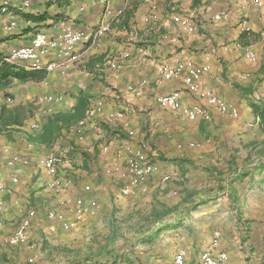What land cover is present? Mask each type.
I'll return each instance as SVG.
<instances>
[{
	"label": "crops",
	"instance_id": "crops-1",
	"mask_svg": "<svg viewBox=\"0 0 264 264\" xmlns=\"http://www.w3.org/2000/svg\"><path fill=\"white\" fill-rule=\"evenodd\" d=\"M7 1L9 12L0 11L1 54L31 45L38 33L53 36L66 24L89 32L103 23L110 28L77 46L78 63L33 72L24 63L5 62L34 77L9 74L0 80V146L7 144L28 160L9 167L0 156V181L7 186L0 191V264H173L179 250L186 251L188 264H199L206 250L226 251L224 264H264V122L252 107L264 103V5ZM10 19L17 22L13 28L7 27ZM247 49L256 53L255 60L246 56ZM177 60L209 66L203 84L236 105L239 115L222 113L188 91L182 78L161 79L157 64ZM174 88L183 91V106L198 103L207 113L190 119L157 102ZM81 92L89 94L87 111H92L83 126L79 121L50 139L35 137L50 116L71 110ZM42 109V119L20 114ZM117 111L124 117L110 116ZM33 122L40 130L26 131ZM140 142H147L159 172L124 196L127 158ZM50 154L65 157L58 173L64 188L50 187L51 177L39 164ZM110 165L120 168L107 173ZM13 174L19 182L12 181ZM77 198L89 205L97 201V208L75 227L63 229L47 217L48 209L71 214ZM30 208L37 209L29 235L38 247L6 244ZM216 231L221 235L213 245Z\"/></svg>",
	"mask_w": 264,
	"mask_h": 264
},
{
	"label": "built area",
	"instance_id": "built-area-1",
	"mask_svg": "<svg viewBox=\"0 0 264 264\" xmlns=\"http://www.w3.org/2000/svg\"><path fill=\"white\" fill-rule=\"evenodd\" d=\"M258 5H264V0H254ZM108 3V0H105ZM29 1L25 0L24 5L29 6ZM1 12H9V2L6 0L0 3ZM110 10L107 9V13ZM119 9L117 13H121ZM221 14H216L215 18H220ZM17 24L15 19H10L7 24L8 28H13ZM109 23H103L95 31L89 32L83 29L75 28L70 24L63 25L60 30L53 36H49L46 33H38L35 41L31 45H21L11 48L7 53H0V67L3 63H24L25 66L33 70H54L61 64L78 63L80 61V53L77 50V46L81 43L89 42L94 36L100 37L109 31ZM249 29V28H245ZM190 31L194 30V26L189 27ZM55 56L56 59L50 60V56ZM246 56L255 60L257 55L254 51L247 49ZM119 64L114 63V66ZM157 72L163 80H173L176 78H182L186 89L192 93H197L202 98H205L209 104L215 106L222 113L230 114L233 116L239 115V110L236 105L224 101L217 93L212 89L206 87L203 84L202 77L204 72L209 68L207 65H197L192 60H177L174 64L167 62H160L156 66ZM247 75H244L246 78ZM183 91L178 88H174L166 93H162L157 96V102L166 108L172 110H181L190 119H196L207 113L206 108L203 105L194 103L192 105H182ZM49 100H54L53 96L47 97ZM91 109L87 111L86 117L90 115ZM111 117H124V112L117 111L110 115ZM82 119L79 123L84 125L87 118ZM30 130H40V124L34 122L30 126ZM130 135H135L134 130L129 131ZM195 145V143H191ZM104 150H108V146L104 147ZM0 156H4L6 163L9 167H15L18 163L27 164L28 160L21 154L13 151V149L5 144L0 146ZM63 155L50 154L40 159L39 164L42 166L47 174L51 177L49 181L50 187L54 189H61L65 187V183L58 176L59 165L64 161ZM119 166L110 165L106 167L107 173H113L119 170ZM159 172V165L153 157L147 142H140L139 146L131 150L126 164V170L123 175L128 178V181L121 186V194L124 196L135 193L141 186V184L148 179L151 175ZM169 177L163 176L162 180L166 181ZM20 178L17 174L12 175V181L17 183ZM7 186L0 181V191H5ZM68 203L71 200L67 201ZM76 206L72 209L71 214L66 211L49 209L47 217L50 220L58 222L63 229H71L75 227L79 221L90 212H93L97 208V201H92L87 204L83 198H77L75 200ZM37 215L36 208H30L28 214L23 217L17 226L16 230L7 236L6 244L10 246H32L38 247L30 241L29 230L32 227L33 219ZM3 221L0 220V225ZM220 231H216L212 244L217 245L220 239ZM229 259V255L226 251H221L215 254L212 250H206L201 254L199 264H224ZM173 264H188L186 259V251L179 250L174 256Z\"/></svg>",
	"mask_w": 264,
	"mask_h": 264
},
{
	"label": "trees",
	"instance_id": "trees-1",
	"mask_svg": "<svg viewBox=\"0 0 264 264\" xmlns=\"http://www.w3.org/2000/svg\"><path fill=\"white\" fill-rule=\"evenodd\" d=\"M15 66L4 63L0 67V80L4 77L9 76V74H16L17 77L21 79L34 77V71H14ZM90 96L87 92H81L77 96V103L72 107L71 110L59 111L54 115L50 116L45 125L41 127V130L36 132L35 137H41L42 139H50L55 135V132L61 130L64 127H70L71 125L77 124L79 121L84 119L87 114V109L89 107ZM253 110L257 116L261 118L264 122V103H252ZM35 137H31L32 139ZM34 140V139H33Z\"/></svg>",
	"mask_w": 264,
	"mask_h": 264
},
{
	"label": "rangeland",
	"instance_id": "rangeland-1",
	"mask_svg": "<svg viewBox=\"0 0 264 264\" xmlns=\"http://www.w3.org/2000/svg\"><path fill=\"white\" fill-rule=\"evenodd\" d=\"M51 101H52V100H51ZM43 109H44V108H43ZM43 109H42L41 111H35V112H34V111L21 112L20 114L23 115V116H26V117H33V116H36V118H37V117L39 116V119H42V118H40V117H41L40 114L43 113ZM37 113H38V115H37ZM33 123H34V122H33ZM30 126H31V124H29V125L27 124V126H25V128H26L25 130H26V131H28V130L31 131V130H30ZM20 129H22V128H20ZM25 130H24V131H25ZM138 144H139V143H138ZM152 146H153V145H152ZM151 152H152V151H151ZM48 210H49V209H48ZM45 214H46V213L43 212L42 216H45ZM131 227L133 228L134 225H131ZM35 232H36V231H35ZM135 232H136V231H135Z\"/></svg>",
	"mask_w": 264,
	"mask_h": 264
}]
</instances>
